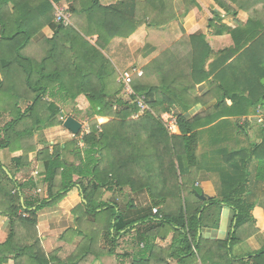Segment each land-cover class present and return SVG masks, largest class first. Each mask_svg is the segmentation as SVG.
I'll return each instance as SVG.
<instances>
[{"label": "trees", "instance_id": "16d2710c", "mask_svg": "<svg viewBox=\"0 0 264 264\" xmlns=\"http://www.w3.org/2000/svg\"><path fill=\"white\" fill-rule=\"evenodd\" d=\"M60 1L0 0V112H8L11 118L0 130V151H10L15 171L0 161V215L8 217L10 225L7 240L0 244V264L11 260L14 264L56 263L58 251L46 255L38 237V214L62 202L74 189L82 195L81 203L73 209L77 229L65 234L71 233L80 242L66 260L58 258V264H87L106 256L125 258L118 253L120 241L134 230L135 240L144 247L128 255L131 264H169V260L196 264L199 259L203 264H264V250L248 261L231 256V248L243 241L248 226L255 225L254 205L235 197L205 202L191 185L198 163L200 127L264 114V0H213L236 26H227L225 15L213 10L209 27L217 36L230 35L233 46L214 52L203 35L187 37V88L183 85L185 73L176 70L157 73L158 83H151L156 61L143 76L134 75L132 87L138 96H146L150 109L139 119H132L137 105L119 97L123 91L119 75L100 50L104 47L102 34L129 27V20L113 25L111 15H122V10L104 7L99 0H66L71 25L65 26L55 21L54 3ZM174 1L147 0L144 6L155 10L154 15H148L151 24L162 25L160 18ZM188 1L202 8L200 0ZM239 11L250 14L247 22L238 19ZM99 16L104 21L103 32L93 46L73 26L92 38L80 25V18L95 21ZM47 26L53 28V37L36 41ZM77 47L84 49L82 55ZM203 82L212 86L209 95L219 93L217 104L207 114L192 119L179 116L174 129L168 131L176 104L173 98L183 104L187 94V106L201 103L199 98L193 103L188 98ZM82 96L90 105L89 133L82 130L74 136L64 128L62 111L67 101L76 102ZM97 117L112 120L100 124ZM152 145L154 153L141 149ZM259 148L264 152V139ZM29 169L36 177L25 181L16 178L18 172ZM138 180L146 181L150 192L161 187L177 190L176 208L171 210L175 200L156 198L144 207L143 214L132 216L116 200H103L107 191L130 187L137 192ZM161 205L163 209L153 213ZM223 205L236 212L233 231L227 241L211 243L216 246L213 252L210 243L199 238V230L207 208ZM170 235L169 247L155 243ZM211 256L214 259L208 263L206 257Z\"/></svg>", "mask_w": 264, "mask_h": 264}, {"label": "crops", "instance_id": "0c3cea01", "mask_svg": "<svg viewBox=\"0 0 264 264\" xmlns=\"http://www.w3.org/2000/svg\"><path fill=\"white\" fill-rule=\"evenodd\" d=\"M99 1L104 7L114 6L122 10V15H111L113 25L114 23L120 24V22H124L126 19L130 22L129 27L112 28L108 33H103L104 47L101 49L98 47L110 60L118 75L134 67L144 71L156 61L157 63H154L152 66L153 75H150L152 77L150 79L151 83H158L157 76L159 74L176 70L185 73L183 85L187 88V54L190 51L189 45L187 46V37L191 35H203L214 52L229 49L233 46V40L230 35L217 36L213 33V30L209 29L210 17L206 11L213 9L219 12V9L212 6L214 2L210 1V3L200 0L202 8H198L188 0H175L160 18L163 24L155 26L151 24V18L148 16L150 14L154 15L155 10L144 6L147 0ZM122 3L125 4L122 5ZM68 6L66 0L54 3V7ZM240 19L244 23L248 21L245 18L242 19L240 17ZM103 22L101 16L95 21L80 18V25L89 34L93 35L92 38L85 36L81 29L73 27L93 46H97L96 41L100 32H103ZM138 22L140 25L137 30L130 36H125ZM53 35V28L47 26L36 37V41L41 40L43 37L50 39ZM76 51L78 55L84 53V49L80 47H77ZM211 87V84L208 82L197 85L192 96L188 98V102L193 103L195 98H199L202 101L192 106H187V94L184 95V105L178 99L172 97L176 101V104L171 109V115H174L176 119L179 116L192 119L198 115L207 114L218 102L217 96L219 93H216L217 96L209 95ZM119 97L124 99V94L121 92ZM83 98L84 96L78 100ZM154 114L156 115L155 111ZM97 119L100 124H106L112 120V118L103 117H97ZM253 120L262 121L256 122ZM222 121L224 120H219L211 126L200 127L197 130L199 136L198 163L196 169L193 171L195 173H193L191 185L196 194H203L206 197L205 202L208 199L235 197L243 198L248 203L254 205L252 215L255 219V225H249L247 228L248 233L243 234V241L231 248L232 257L248 261L251 256H255L264 250V152L259 148L264 139V114L262 113L258 116L252 115L248 118L243 117L240 121H238V118H230L229 122ZM61 133H64V131H61ZM39 140L38 142H40ZM54 143L57 142H50V144ZM41 148L42 145H40L39 150ZM141 149L150 150L151 153H154L156 150L154 145L145 148L141 147ZM179 150L181 151V147H179ZM3 155L4 150L0 151L1 163L15 173L11 162L12 154L10 153L9 161L4 160ZM36 156L37 152L33 153V158H36ZM36 165L37 167H41V164L38 162ZM141 172L138 175H142ZM26 173L24 170L18 172L16 178L19 181H25L28 179L25 177ZM75 180H77V177ZM145 182L144 180H138L137 192H132L130 187H125L121 191L116 190V192L107 191L103 200L116 199L120 206L128 210V213L132 216L143 214L145 212L144 207L149 206L151 201L156 198L158 201L166 199L175 200V204L171 205V210L176 208L178 205L177 198H179L177 190L171 192L161 187L150 192L146 188ZM41 187L43 190H46L45 186ZM180 197L184 198V193ZM81 201V192L78 189H74L62 202L48 206L38 214V237L41 240L46 255L56 254L58 251L55 257V264H58V258L62 261L66 260L80 242V238L74 237L71 233H65L70 229H77L76 216L73 213V209ZM131 202L134 203L132 207L130 206ZM157 209H163V206L161 205ZM235 215V210L227 205L207 208L204 213V224L199 230V238L210 243L208 246L211 251L214 252L216 248L211 243L225 242L229 239L233 231ZM9 233V219L6 216L0 215V244L7 240ZM136 234L137 232L134 230L120 241L118 253L126 255L125 258L118 259L114 256H106L95 261L92 260L87 264H131L132 258L128 255H134L138 252L139 248L144 247L143 244L139 245L135 240ZM155 243L159 247H169L172 243V235L165 241L157 239ZM206 259L209 263L214 258L211 256L206 257ZM168 262L170 264H177L175 260H169ZM5 264H14V261L11 260ZM196 264L203 263L199 259Z\"/></svg>", "mask_w": 264, "mask_h": 264}, {"label": "built area", "instance_id": "2783aa9c", "mask_svg": "<svg viewBox=\"0 0 264 264\" xmlns=\"http://www.w3.org/2000/svg\"><path fill=\"white\" fill-rule=\"evenodd\" d=\"M54 10H55V21L57 23L63 24L65 26L71 25V14L68 12L67 7H54ZM134 75L141 77L143 76V71L141 69L134 67L125 72H121L119 74L118 82H120L123 85L122 93L124 94V100L127 102L135 103L138 107V112L132 116V119H139L144 114H146V112L149 111L150 109L146 104V96L144 95L138 96L132 87ZM176 124H177L176 117L174 115H171V118L167 125L168 131L171 132ZM84 133H89V127L87 124L86 126H84ZM80 146L82 147L83 144L80 143ZM153 213L155 214L158 213V209L154 208Z\"/></svg>", "mask_w": 264, "mask_h": 264}, {"label": "rangeland", "instance_id": "374dc122", "mask_svg": "<svg viewBox=\"0 0 264 264\" xmlns=\"http://www.w3.org/2000/svg\"><path fill=\"white\" fill-rule=\"evenodd\" d=\"M214 2L212 0H205V2ZM210 2V3H211ZM212 5V4H211ZM213 7H216L217 9H219V12L221 13V15H225L224 11L221 10L220 8H218V6L216 5V3L214 2V4L212 5ZM232 7L236 9V7L232 4ZM207 15L210 17V19L212 18L213 16V9H210V10H207ZM245 13V14H244ZM245 15V16H244ZM249 13L247 12H243V11H239L238 12V19H240V17L242 19H249ZM210 21V20H209ZM223 23L225 24H229V26H236V22L233 20V18L229 15H225L223 17ZM210 29V27H209ZM212 31V29H210ZM228 36V35H227ZM81 98V97H80ZM89 110H90V105L88 103L87 100H85L84 98L81 99V100H78L76 102H73L71 100L67 101L66 104L63 106V114H64V117H76L78 118L77 120L80 121V122H83V131H84V126H86V124L88 125L89 123ZM258 116V115H257ZM245 118H248V117H245ZM10 116L8 114V112H0V130L2 131L3 127L6 125V123L10 120ZM253 119V118H252ZM253 121H256V122H259V120H253ZM38 139V136L37 138ZM39 140V139H38ZM37 140V141H38ZM3 159L6 160V161H9L10 159V151L9 150H4V155H3ZM26 175L25 177L26 178H31V177H36L34 171L32 169H29L26 171ZM43 196V194H41ZM116 200V199H114ZM118 202V201H117ZM119 203V202H118ZM119 249V248H118ZM170 264V263H169Z\"/></svg>", "mask_w": 264, "mask_h": 264}, {"label": "water", "instance_id": "95a60500", "mask_svg": "<svg viewBox=\"0 0 264 264\" xmlns=\"http://www.w3.org/2000/svg\"><path fill=\"white\" fill-rule=\"evenodd\" d=\"M64 128L71 132L74 136H77L83 129V123L73 117H67L64 123ZM197 195L201 200H206V197L203 194Z\"/></svg>", "mask_w": 264, "mask_h": 264}]
</instances>
